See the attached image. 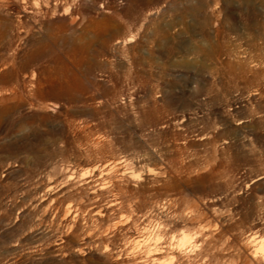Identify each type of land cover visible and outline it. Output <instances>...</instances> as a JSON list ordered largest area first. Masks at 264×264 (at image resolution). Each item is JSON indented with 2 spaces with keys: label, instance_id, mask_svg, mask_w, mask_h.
I'll use <instances>...</instances> for the list:
<instances>
[{
  "label": "rangeland",
  "instance_id": "1",
  "mask_svg": "<svg viewBox=\"0 0 264 264\" xmlns=\"http://www.w3.org/2000/svg\"><path fill=\"white\" fill-rule=\"evenodd\" d=\"M0 264H264V0H0Z\"/></svg>",
  "mask_w": 264,
  "mask_h": 264
},
{
  "label": "built area",
  "instance_id": "2",
  "mask_svg": "<svg viewBox=\"0 0 264 264\" xmlns=\"http://www.w3.org/2000/svg\"><path fill=\"white\" fill-rule=\"evenodd\" d=\"M214 26H215V27L217 26V22H215Z\"/></svg>",
  "mask_w": 264,
  "mask_h": 264
}]
</instances>
